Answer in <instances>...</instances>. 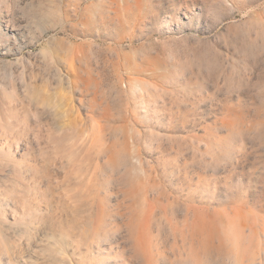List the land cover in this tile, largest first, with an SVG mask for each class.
<instances>
[{
    "label": "rangeland",
    "instance_id": "1",
    "mask_svg": "<svg viewBox=\"0 0 264 264\" xmlns=\"http://www.w3.org/2000/svg\"><path fill=\"white\" fill-rule=\"evenodd\" d=\"M0 264H264V0H0Z\"/></svg>",
    "mask_w": 264,
    "mask_h": 264
}]
</instances>
